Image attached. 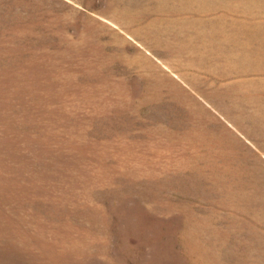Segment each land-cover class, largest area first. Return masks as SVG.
I'll return each mask as SVG.
<instances>
[{
    "label": "rangeland",
    "instance_id": "rangeland-1",
    "mask_svg": "<svg viewBox=\"0 0 264 264\" xmlns=\"http://www.w3.org/2000/svg\"><path fill=\"white\" fill-rule=\"evenodd\" d=\"M0 264H264V0H0Z\"/></svg>",
    "mask_w": 264,
    "mask_h": 264
}]
</instances>
